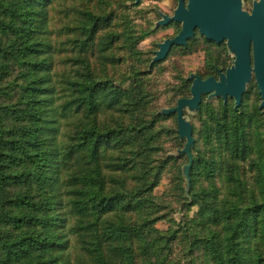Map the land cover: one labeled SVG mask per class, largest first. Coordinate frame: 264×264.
<instances>
[{
	"label": "trees",
	"instance_id": "trees-1",
	"mask_svg": "<svg viewBox=\"0 0 264 264\" xmlns=\"http://www.w3.org/2000/svg\"><path fill=\"white\" fill-rule=\"evenodd\" d=\"M135 7L0 0V264H264L262 111L244 95L236 111L229 98L201 103L185 185L189 159L161 144L183 147L161 124L173 115L144 81L162 62L128 64L150 34L128 18ZM172 98L168 108L185 99ZM169 168L168 191L153 196Z\"/></svg>",
	"mask_w": 264,
	"mask_h": 264
},
{
	"label": "water",
	"instance_id": "water-1",
	"mask_svg": "<svg viewBox=\"0 0 264 264\" xmlns=\"http://www.w3.org/2000/svg\"><path fill=\"white\" fill-rule=\"evenodd\" d=\"M178 0L173 16L160 15L156 28L171 23L180 24L179 33L158 44V50L151 60L153 64L165 60L173 47H186L197 31L207 41L220 44L226 41V47L234 60L225 73L218 71L219 79L209 77L205 80L191 74L190 98L180 99L175 107L160 111L162 116L175 115L177 135L185 141L177 156L185 155L189 163L182 169L183 176L189 182V170L192 165L191 148L192 126L184 118V110L198 111L203 96L229 98L234 101V110H238L245 94L246 84L253 75L261 103L259 110L264 115V0L254 3L251 14L242 12L239 0ZM140 0H135L139 4ZM252 51V58H251Z\"/></svg>",
	"mask_w": 264,
	"mask_h": 264
},
{
	"label": "rangeland",
	"instance_id": "rangeland-1",
	"mask_svg": "<svg viewBox=\"0 0 264 264\" xmlns=\"http://www.w3.org/2000/svg\"><path fill=\"white\" fill-rule=\"evenodd\" d=\"M184 2H187V0H185ZM177 3L178 0H141L139 4H135V8H130L129 10L125 9V12H127L128 14V18L132 21V24L135 27L150 32V34L137 46V50L143 54L142 58L144 60L141 59L142 61H134L133 59H129V65L132 66L135 62H137V68L144 69L145 64L147 66L146 61L148 59H152L155 52L158 50V44H161L166 39L175 37L179 33L181 26L177 23H171L166 27L156 28L157 22L161 20L160 15L168 17L173 16V13L177 7ZM60 18L61 15L54 14L53 19L56 23H59ZM202 38L204 37L199 35V33L196 31L193 38L195 39V41H193L192 39L188 51L185 50V47H175L168 53L162 63H160L153 69H145V71L149 72V74L144 77V81L149 84V89L151 88L152 90H154L157 95V100L154 102L155 109H167L170 105L171 107L174 106L175 103L174 99L172 98L174 91H178L179 94L181 96L183 95L185 98H190L191 81L189 80V77L191 74L197 75L199 77H205V75L212 74V77L215 78L216 72L215 70H211V67H209L211 64L207 62L209 58V52L210 54H216L217 58L219 59V67L217 68L221 71H224L232 66L234 57L229 53L227 48H209L203 43ZM123 88L127 91L132 90V82L130 80L127 81L126 83H124ZM244 97L249 107H259L261 100L253 75L250 82L246 84ZM220 100V97L215 98L203 96L201 103L212 105L215 109H218ZM229 100L231 105L234 106V101L232 99ZM183 114L185 120L189 122L191 126H194L196 130L200 129L201 124L197 119V111L192 112L188 109H185ZM161 124H163V126L166 128L177 131L175 115L162 122ZM180 142L184 147L185 141ZM161 144L163 148H165V153H167V155L179 158L182 157L177 156V153L178 151L182 150L183 147L181 146L180 148H178L177 145V150H171V147L175 145L170 137L163 135L161 138ZM181 162H184V158H182ZM181 169H183V167ZM173 177V168L167 169L162 176L160 185L152 192L153 196H164L169 189V185L173 180ZM183 181L186 185L187 182L185 181L184 176ZM195 212L196 208H192L187 213V216L192 217ZM181 216L182 214L180 213V211H177L173 214V218L177 222L180 221ZM155 227L161 231H165L168 229L169 225L165 221H159L155 224ZM176 250L179 251L180 247L176 246Z\"/></svg>",
	"mask_w": 264,
	"mask_h": 264
},
{
	"label": "flooded vegetation",
	"instance_id": "flooded-vegetation-1",
	"mask_svg": "<svg viewBox=\"0 0 264 264\" xmlns=\"http://www.w3.org/2000/svg\"><path fill=\"white\" fill-rule=\"evenodd\" d=\"M255 2H258V0H239V3H240V9L242 12H245L247 14H251L252 12V9H253V6H254V3ZM187 4V2H185V5ZM215 46H217L216 48L220 49V48H224L226 49V41H223L222 43L220 44H216L215 43ZM251 58H252V51H251ZM228 69V68H227ZM226 69V70H227ZM226 70L224 71H221L220 69H216L215 72H216V76H215V80H218L219 79V75H218V71H220L221 73H225ZM214 78V77H213ZM222 100V99H221Z\"/></svg>",
	"mask_w": 264,
	"mask_h": 264
}]
</instances>
